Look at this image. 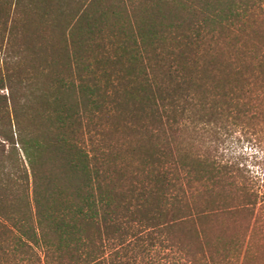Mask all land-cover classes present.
I'll return each instance as SVG.
<instances>
[{
	"label": "trees",
	"instance_id": "trees-1",
	"mask_svg": "<svg viewBox=\"0 0 264 264\" xmlns=\"http://www.w3.org/2000/svg\"><path fill=\"white\" fill-rule=\"evenodd\" d=\"M167 4L85 5L17 77L0 264H264V0ZM11 7L29 4L0 0L5 28Z\"/></svg>",
	"mask_w": 264,
	"mask_h": 264
},
{
	"label": "rangeland",
	"instance_id": "rangeland-1",
	"mask_svg": "<svg viewBox=\"0 0 264 264\" xmlns=\"http://www.w3.org/2000/svg\"><path fill=\"white\" fill-rule=\"evenodd\" d=\"M25 1L29 4L26 13L11 7L9 13L6 14L8 18L6 28L0 18V86L2 84L7 86L0 89V130H15L11 102L8 98L11 92L19 94L23 88V85L21 87L18 85L17 77H28L34 74L35 70L30 65L33 58L41 60L59 58L58 46L64 43H57L56 37L59 36V32L52 28L57 24V21H68L75 16V13L77 15L85 5H87L86 9L90 13L99 15L104 12L109 19L116 18L114 14L117 11L120 12V19L122 20L127 17L132 21L134 18L136 20L143 17L154 18V5L158 2V0H39L36 1V4L34 0ZM168 2L167 5H172L173 0H168ZM121 7L125 10L122 14ZM172 8L173 6H169L170 10ZM160 9L166 11L167 8L162 6ZM23 21L28 22V25L23 26ZM109 31V26H104L99 31L93 29L90 36L92 37L91 40L94 42L100 34L107 35ZM22 118L23 121H26V117ZM3 142L0 137V151L7 155L6 152L11 145L8 142ZM238 149L242 150V153L238 151L235 154L237 160L250 165L254 172L262 176L259 167L252 165L255 160L251 157L249 142H241ZM6 158L10 165L11 159Z\"/></svg>",
	"mask_w": 264,
	"mask_h": 264
}]
</instances>
